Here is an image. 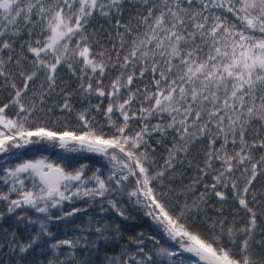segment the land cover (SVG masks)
<instances>
[{"label":"trees","instance_id":"trees-1","mask_svg":"<svg viewBox=\"0 0 264 264\" xmlns=\"http://www.w3.org/2000/svg\"><path fill=\"white\" fill-rule=\"evenodd\" d=\"M215 1L0 0V264H264V0Z\"/></svg>","mask_w":264,"mask_h":264},{"label":"rangeland","instance_id":"rangeland-1","mask_svg":"<svg viewBox=\"0 0 264 264\" xmlns=\"http://www.w3.org/2000/svg\"><path fill=\"white\" fill-rule=\"evenodd\" d=\"M211 4H212V6L214 7L215 6V4H216V1L215 0H211ZM62 37V35H57L56 37H55V35H54V38H53V41H56L57 42V40H59L60 38ZM40 134H38V136H39ZM37 137V136H36ZM36 137H34V139H36ZM4 136H3V134H2V131L0 130V147H2L3 145H4ZM29 143H30V141L28 140V145H29ZM4 147V146H3ZM24 148H19V150H16V152L15 153H13V152H7V154L4 156V158H6V159H2L3 160V162L4 161H6V160H8L9 158H14L15 156H17L22 150H23ZM31 150L29 151V153L32 155V156H36L37 155V152H36V149L35 148H30ZM44 150L45 151H47L48 150V154H50V152L52 151V150H54V151H56L58 154H59V156H60V158L61 159H63V158H65V157H67L68 156V154H72V155H75V156H81V155H83V154H86V153H92V154H94V152H82V151H77V150H71L70 149V151H68L67 149H65V150H62V148L61 147H57V148H55V149H52V147H50V146H48V147H46V148H44ZM104 158H106V157H104ZM2 160H0V163H2ZM105 160V159H104ZM36 162H37V160H36ZM127 165V163L125 162V161H123V160H121V161H117V162H111V163H107V162H105V166H106V168L108 169V171H106L108 174H111L112 176H114V177H116V178H121V176H127V174H128V170L126 169V165ZM128 166V165H127ZM44 165H40V164H35V167H31L30 169H29V176H30V178L31 179H38V175H39V173L40 172H43L44 171ZM60 167V166H59ZM61 168V170H62V179H68V173H71V174H74V169H73V167H69V166H67V167H65V168H63V167H60ZM72 169V170H71ZM139 173H140V175L142 176L143 175V177L146 179V172L144 173L143 171H139V170H137ZM72 177H74V176H72ZM80 179H82L81 181H80V185H79V190L80 191H82V193L84 194V193H86L87 192V190H90V187H92V186H99V182H100V179H96V178H94V179H83V178H80ZM131 194L134 196V197H136L135 198V201H134V205L136 206V208L138 207V209L139 208H141V207H143L144 205H145V201H144V196H145V194L144 193H141V195L143 196V198H137V192H136V190H132L131 191ZM130 194V195H131ZM147 196H149V192L147 191ZM150 206H151V208H152V205H149V208H150ZM154 215V214H153ZM151 221V227H152V223H153V221L152 220H150ZM153 226H155V225H153ZM153 228V227H152ZM154 229V228H153ZM160 237H163L164 236V234H163V232L162 233H160V232H158L157 233ZM175 240V239H174ZM196 245V247L197 248H199V249H201V250H203V251H206V252H208V253H210V254H212L213 256H214V252H213V250L211 249V248H209V247H207L206 245H204V244H200L199 242H196V240H192ZM171 246H172V248L174 249L173 251H172V253H173V255H179V254H177L178 252L179 253H182L183 255L185 254H189L190 253V255L192 254L187 248V251L189 252V253H187V251H186V249L185 248H183V245L182 244H171ZM194 255V254H193ZM179 256H182V255H179ZM184 257V256H183ZM186 257V256H185ZM184 257V261L187 263V264H209V263H207V262H204V261H201L200 260V258H198V257H192L191 256V258H185ZM217 259V258H216ZM181 260V262H182V260H183V258H181L180 259ZM220 261H223V260H221V259H219ZM226 262H228L229 264H233V263H230L229 261H227V260H225Z\"/></svg>","mask_w":264,"mask_h":264},{"label":"water","instance_id":"water-1","mask_svg":"<svg viewBox=\"0 0 264 264\" xmlns=\"http://www.w3.org/2000/svg\"><path fill=\"white\" fill-rule=\"evenodd\" d=\"M48 140V141H53V139L51 137H46V136H42L40 137L36 143H39L41 140ZM78 145V146H84V147H88V148H94L96 150H98L99 152H103V151H107L109 150V148L107 149H100V148H97V147H90L88 145H85L83 143H80V142H76V141H73V140H70V139H60L58 140V145L61 146V147H67L69 145ZM28 147V143L27 144H24L23 146H20V145H15L14 148L15 149H19V148H24L26 149ZM7 151V147L4 146L1 150H0V156L3 155L5 152ZM62 170L57 168V167H54V168H49L47 169L46 171L42 172L39 174V178L41 179V181L44 183V184H52V185H55L57 184L58 182L60 181H64V179H62ZM150 209L152 210L151 206H150ZM169 230V234L175 239V240H181V241H184L182 238H181V235L180 234H176L174 232L171 231V229H168ZM189 244V251L194 254V255H197L200 257V260L201 261H204V262H207L209 264H229L228 262L226 261H220L219 259H216L214 258V256L206 251H203L199 248H197L195 246V244H193L192 242L190 241H186Z\"/></svg>","mask_w":264,"mask_h":264},{"label":"bare ground","instance_id":"bare-ground-1","mask_svg":"<svg viewBox=\"0 0 264 264\" xmlns=\"http://www.w3.org/2000/svg\"><path fill=\"white\" fill-rule=\"evenodd\" d=\"M23 145H24V144H22V145L20 144V146H23ZM13 149H15V148L13 147ZM26 149H27V148H26ZM7 150H8V148H7ZM15 150H18V149H15ZM5 153H7V151H6ZM5 153H4V154H5Z\"/></svg>","mask_w":264,"mask_h":264},{"label":"flooded vegetation","instance_id":"flooded-vegetation-1","mask_svg":"<svg viewBox=\"0 0 264 264\" xmlns=\"http://www.w3.org/2000/svg\"><path fill=\"white\" fill-rule=\"evenodd\" d=\"M48 168H49V167H48ZM48 168H47V169H48Z\"/></svg>","mask_w":264,"mask_h":264}]
</instances>
